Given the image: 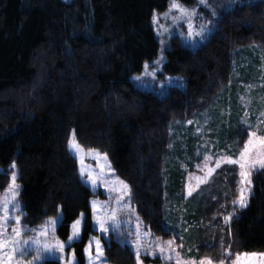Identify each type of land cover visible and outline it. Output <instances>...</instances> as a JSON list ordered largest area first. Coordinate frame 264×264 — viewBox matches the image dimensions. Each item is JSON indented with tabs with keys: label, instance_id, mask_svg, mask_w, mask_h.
<instances>
[{
	"label": "trees",
	"instance_id": "1",
	"mask_svg": "<svg viewBox=\"0 0 264 264\" xmlns=\"http://www.w3.org/2000/svg\"><path fill=\"white\" fill-rule=\"evenodd\" d=\"M170 1L0 0V196L15 164L25 221L40 224L61 213L58 235L67 239L83 214L74 244L79 264L92 233V193L68 149L71 134L84 149L107 155L154 233L171 238L180 230L186 258L219 263L264 251V170L253 176L243 208L234 204L236 164L216 169L193 194L185 190L204 146L236 156L242 126L264 114L263 105L244 101L253 83L264 84V0L218 8L206 43L191 49L175 37L157 67L152 19ZM146 63L159 70L142 79L153 89L135 79ZM168 76L184 86L160 92ZM104 249L111 264H136L128 244L111 238Z\"/></svg>",
	"mask_w": 264,
	"mask_h": 264
},
{
	"label": "rangeland",
	"instance_id": "2",
	"mask_svg": "<svg viewBox=\"0 0 264 264\" xmlns=\"http://www.w3.org/2000/svg\"><path fill=\"white\" fill-rule=\"evenodd\" d=\"M66 2H70L72 0H65ZM196 6L188 7L187 5L181 3L177 0L182 7L187 8L189 10L195 9L196 16L191 18V24L193 25V35L189 36L188 30V18L180 15L179 11L172 9L171 4L172 0L169 3L168 9L163 12H155L154 16H156L159 20V23H153L152 25L154 34L156 39L160 45V54L158 59L155 61L157 67H160L162 63V59L164 58L165 49L168 47L171 39L177 37L180 42L191 48L196 49L200 47L202 44L206 43L210 37L214 34V30L217 23L218 13H216L218 8L228 7L231 8L235 2L239 0H208V4L211 1H217L218 4L214 6L208 5V7H204L199 4L198 0ZM215 13L213 15L212 13ZM168 14L167 16L165 14ZM153 16V17H154ZM203 31V38L200 36H196V32ZM159 61V64L156 62ZM161 61V62H160ZM148 68L145 69L144 74L141 77V81L145 84H142L145 88H154L153 83H149V80L155 78V75L159 71L158 69L153 70L154 75H152V71H150L149 64ZM154 66V63H153ZM153 69V68H152ZM148 74H145V73ZM144 79L148 81H143ZM245 84V83H244ZM176 85L179 87L184 86V82H182L181 78L175 76H168L167 80L163 83L162 87L159 89L160 92L164 89V92L167 90L168 86ZM248 90V89H247ZM166 93V92H165ZM249 96L244 100L247 102V98L251 100L254 105L257 104L258 107L264 106V84H252L251 89L248 90ZM256 106V105H255ZM264 111V109H263ZM257 120L251 125L245 124L242 126L243 134L241 136V144L238 154L236 156H231L226 153H212L211 150L205 148V146L200 150V158L199 161L193 164V169L187 172L186 176V185L185 190L187 195L193 194L202 184L206 183L208 179L212 176L216 169L226 165V164H236L239 170L240 176V167L238 163H228L227 160L230 158L231 160H238L241 152L244 149V146L247 144L249 140L248 133H255L256 136H264V114L263 116L257 115ZM78 144L74 135L71 134V137L68 142V149L75 157L78 164V171L81 177L82 182L89 188L92 193V197L90 199V222L92 233L89 236L86 246L83 249L85 264H89V257L85 249L92 237H96L101 241V247L103 249V257L100 260L94 261V264H111L106 255L104 247L110 244L111 238H114L120 241L123 244L130 245L135 253L139 250L140 258L139 261L136 257V264H177V261H180V264H186L188 261H199L194 259H188L183 256L180 245L177 242V238L179 237L180 230H178L177 235H173L171 238H165L163 235H157L154 233L150 226L145 224L138 214L135 204L132 200L131 191L128 193L124 192L123 185L127 184L122 178L118 176L113 167L111 166L108 157L106 154H102L95 150H86L80 146L83 151H78L75 148L70 147V142ZM255 159V156H253ZM217 163H219V167H217ZM84 168V175L81 174V168ZM211 169V171H210ZM264 170L259 165L251 168L249 170L248 179L251 183H242V177L239 179V195L235 200L236 208L240 207L239 200L241 198V189L244 190V199L246 202V206L248 205V201L250 196L253 194L254 181L253 176L259 172ZM9 175L11 177L12 173L16 175V185H18L17 192L18 195L15 197V200L12 201L9 205V219H8V227L7 234L11 235L12 228H20L22 230V235L18 238L20 240H26L31 242L33 239H38L42 243L47 242L49 245H54L57 242H62L65 244V248L63 253L53 249L48 253H44L41 255L40 259L37 260V253L32 251L30 254L26 253L24 256L20 257L19 253H17L19 264H42L46 260H57L60 264H79V260L76 253V248L74 244L81 240L83 234V228L85 223V216L80 215L77 219L80 221V233L79 237L73 239L71 246H68V238L61 239L58 235L59 226L63 220L62 214L59 213L58 216L52 217L43 223L40 224H31L25 221L26 211L24 209L23 203L21 201V186L18 182V172L16 167L9 169ZM95 179V183L92 182L88 178V174ZM122 182V183H121ZM11 188V179L8 183V187L6 191L0 196V205L3 204L4 199L9 196V189ZM130 189V186L128 185ZM122 193H124L122 195ZM191 193V194H189ZM93 203L96 205L95 211L93 210ZM12 204H18L19 210H16L12 207ZM110 213L115 214V221L107 218ZM236 214V209L233 210L232 214L229 215V222ZM0 216H3V213H0ZM19 216L20 224H16L14 220L10 217ZM97 216H101L102 218H106L105 227H108V232L103 233L99 231V225L97 224ZM50 220H57L55 228H50L46 236H40V230L44 228ZM76 220V221H77ZM114 225V227H113ZM127 237H124V235ZM132 234V235H131ZM72 235V229L70 231V235ZM30 247L35 248L34 245L29 244ZM95 245L93 244V250ZM163 250V251H161ZM74 252V257L71 253ZM256 254H262L263 252H251ZM93 251V255H94ZM242 254V253H241ZM62 257V258H61ZM236 260V256L233 260H229L224 262V264H233ZM260 257L257 255L254 259L244 260L241 258L242 264H259ZM15 264V262H14ZM213 264H219L213 262Z\"/></svg>",
	"mask_w": 264,
	"mask_h": 264
},
{
	"label": "snow or ice",
	"instance_id": "3",
	"mask_svg": "<svg viewBox=\"0 0 264 264\" xmlns=\"http://www.w3.org/2000/svg\"><path fill=\"white\" fill-rule=\"evenodd\" d=\"M199 4L208 7V0H198ZM171 8L179 11L180 15L183 17L188 18V30H189V36L193 35V25L191 24V18L196 16V10L192 9L189 10L187 8L182 7L179 3H177V0H172ZM215 15V13H212ZM168 15L167 13L165 14ZM153 23H159V20L156 16L153 17ZM196 36H200L203 38V31L195 33ZM159 64V61L156 62ZM148 68V65H145V69ZM145 74H148L147 72ZM154 75V73L152 74ZM135 79L140 80L141 77H136ZM249 140L247 144L244 146L243 151L240 154V157L238 160H231L230 158L227 160L228 163H238L239 167L241 169L240 176L242 177V183H251V181L248 179L249 176V170L256 165H259L261 168H264V136H256L255 133H248ZM70 147L75 148L78 151H83V149L80 148L78 144H75L74 141L70 142ZM253 156H255V159H253ZM219 167V163L216 165ZM12 168H15V164L12 165ZM211 171V169H210ZM81 174L84 175V168H81ZM88 178L92 180L93 183H95V179L91 176V174H88ZM11 188L9 189V196L4 199V202L2 205H0V213H3V216H0V264H19V259L17 256V253H19V256L22 257L26 253H31L32 251H35L37 253V260L40 259L41 255L44 253H48L52 251L53 249L63 253L65 244L62 242H57L54 245H49L46 241L41 242L38 239H33L31 242L26 240H20L18 239L22 235V230L20 228H12L11 235L7 234V227H8V219H9V208L8 205L15 200V197L18 195L17 188L18 185H16V175L15 173L11 174ZM122 183V182H121ZM123 189L125 193L130 192V189L128 188V185L124 184ZM124 193H122L123 195ZM191 194V193H189ZM240 207H246V202L244 199V190L241 189V198L239 200ZM12 207L16 210H19L18 204H12ZM93 210L95 211L96 205L93 203L92 205ZM83 215V214H81ZM16 224H20V217L19 216H13L10 217ZM107 218H110L111 220L115 221V214L110 213ZM97 224L99 225V231L103 233L108 232V227H105L106 218H102L101 216H97ZM229 217H225V220L227 221ZM58 223L57 220H50L48 224L40 230V236H46L49 229H54L56 224ZM80 221L77 220L71 225L72 229V235L68 238V246L70 247L72 244L73 239H76L79 237L80 233ZM114 227V225H113ZM34 245L35 248H32L29 246V244ZM93 244L95 245L93 250ZM85 251L88 254L89 257V264H94V261L100 260L101 257H103V249L101 247V241L97 239L96 237H92L89 241L87 248ZM94 251V255H93ZM163 251V250H161ZM71 255L74 257V252L71 253ZM226 255H231V253H227ZM259 255L260 260L259 264H264V253L262 254H256V253H237L236 254V260L233 262V264H242L241 258L243 257L244 260L254 259ZM136 257L139 261L140 253L137 249L136 251ZM62 258V257H61ZM177 264H180V261H177ZM186 264H213V261L210 258H202L199 261H188ZM219 264H224V260L221 259L219 261Z\"/></svg>",
	"mask_w": 264,
	"mask_h": 264
}]
</instances>
